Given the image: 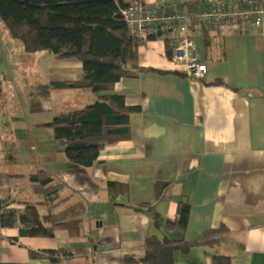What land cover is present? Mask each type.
I'll return each instance as SVG.
<instances>
[{"label": "crops", "instance_id": "1", "mask_svg": "<svg viewBox=\"0 0 264 264\" xmlns=\"http://www.w3.org/2000/svg\"><path fill=\"white\" fill-rule=\"evenodd\" d=\"M130 1L196 12L213 0ZM201 25L192 31L207 67L202 78L168 57L164 35L139 43L145 70L114 89L139 108L131 137L82 168L68 161L49 124L98 94H39L53 82L81 79V62L28 53L0 22V200L6 210L37 208L55 228L51 238L1 228L0 264H144L148 238L193 242L221 228L219 245L209 253L178 249L176 264H213L214 255L264 264V24ZM181 201L190 205L184 232L175 226ZM48 250L61 252L60 261L31 256Z\"/></svg>", "mask_w": 264, "mask_h": 264}, {"label": "trees", "instance_id": "2", "mask_svg": "<svg viewBox=\"0 0 264 264\" xmlns=\"http://www.w3.org/2000/svg\"><path fill=\"white\" fill-rule=\"evenodd\" d=\"M134 3L130 0H0V22L12 38L22 42L26 52L47 51L59 59H76L82 64L81 79L53 82L41 87L39 94L47 96L53 89H88L98 94L93 102L59 114L49 124L54 137L65 142L68 161L82 168L94 165L105 147L131 137V116L139 108L128 106L124 96L114 93V89L123 78L145 70L138 65V45L142 40L129 33L123 15ZM197 22L195 16L190 19L192 29ZM160 35L163 34L149 39ZM165 39L168 57L172 59L173 45L169 40L172 43L173 40L169 36ZM114 185L109 184L111 191ZM4 206L0 200V229L17 227L22 235L29 237L54 236V225L37 208L27 207L18 212L6 210ZM189 215L190 205L179 202V219L175 226L183 232ZM222 233V228L208 230L193 242L148 238L143 262L176 264L175 251L181 249L187 253L195 245L209 253V249L219 245ZM59 253L48 250L31 252V256L59 262L60 259L55 258ZM213 258V264H232L228 256L214 255Z\"/></svg>", "mask_w": 264, "mask_h": 264}, {"label": "built area", "instance_id": "3", "mask_svg": "<svg viewBox=\"0 0 264 264\" xmlns=\"http://www.w3.org/2000/svg\"><path fill=\"white\" fill-rule=\"evenodd\" d=\"M129 33L141 40L158 34L169 36L174 42L173 61L182 65L190 77H204L207 67L200 61L190 19L199 26L236 30L256 28L264 24V0H213L204 10L172 9L147 6L136 2L123 11Z\"/></svg>", "mask_w": 264, "mask_h": 264}, {"label": "rangeland", "instance_id": "4", "mask_svg": "<svg viewBox=\"0 0 264 264\" xmlns=\"http://www.w3.org/2000/svg\"><path fill=\"white\" fill-rule=\"evenodd\" d=\"M163 36V35H162Z\"/></svg>", "mask_w": 264, "mask_h": 264}]
</instances>
